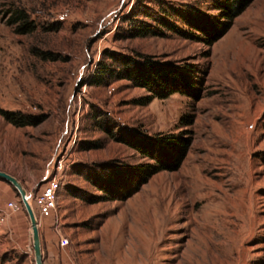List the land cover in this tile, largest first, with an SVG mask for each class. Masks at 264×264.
Segmentation results:
<instances>
[{
	"label": "rangeland",
	"instance_id": "obj_1",
	"mask_svg": "<svg viewBox=\"0 0 264 264\" xmlns=\"http://www.w3.org/2000/svg\"><path fill=\"white\" fill-rule=\"evenodd\" d=\"M215 2L0 0V170L30 195L44 264H264V0H253L212 45L167 29L123 37L124 17L143 3L215 15ZM19 9L33 31L11 23ZM172 20L187 29L179 15ZM107 49L175 64L185 91L141 104L151 92L128 79L91 85ZM95 108L116 134L151 153L157 136L189 139L180 166L153 174L127 198L97 199L104 193L93 169L153 159L101 129ZM1 110L34 123L14 125ZM53 176L58 209L41 218L34 197ZM0 208L8 211L0 264H36L26 207L1 178Z\"/></svg>",
	"mask_w": 264,
	"mask_h": 264
},
{
	"label": "trees",
	"instance_id": "obj_2",
	"mask_svg": "<svg viewBox=\"0 0 264 264\" xmlns=\"http://www.w3.org/2000/svg\"><path fill=\"white\" fill-rule=\"evenodd\" d=\"M155 1L158 0H154V3ZM252 1L216 0L214 9L218 13L215 15L207 14L201 10L182 13L178 12L179 10L177 9L171 11L169 7L165 8L164 6L160 10H155L143 3L139 7V12L137 11L138 13H134L136 12V7L132 13L124 17V21L128 22V26L124 31L123 37L165 36L167 35V29L184 37L212 45L230 29L234 19ZM136 14H142L145 19H151L154 23L136 17ZM174 15H179L188 30L172 20ZM11 23L18 25L17 31L19 33H27L34 29V25L23 9L15 11ZM104 57L108 60H101L98 63L89 82L91 85H103L110 83L112 80L128 79L135 86L143 87L151 92V95L141 104L152 101L154 97L163 99L175 92L185 91L182 85L186 84L187 76L175 64L156 61L150 56L142 54L132 55L110 49L105 50ZM1 112L14 125L26 126L34 123L28 115H21L15 111L1 110ZM105 115L106 113L101 109H94V117L97 119L101 129L118 141H125L129 145L137 147L133 141L126 140L123 135L116 134ZM148 142L153 149L152 153L150 150L145 151L141 147H137V149L145 151L144 153L151 156L153 162H146L123 169L116 166H101L99 169H93L95 170L94 176L97 175L98 178H95L96 184L104 193L98 196L97 199L115 200L131 196L153 174L161 170H173L179 167L190 145L189 139L185 141L184 139H177L175 136H157ZM89 147H97V145ZM120 174L126 177L123 185Z\"/></svg>",
	"mask_w": 264,
	"mask_h": 264
},
{
	"label": "built area",
	"instance_id": "obj_3",
	"mask_svg": "<svg viewBox=\"0 0 264 264\" xmlns=\"http://www.w3.org/2000/svg\"><path fill=\"white\" fill-rule=\"evenodd\" d=\"M61 189L60 180L57 177H51L44 184L39 193L34 197V205L37 208L41 218H49L54 216L58 209L59 191ZM9 209L15 210L18 204L13 201L7 203ZM7 209V208H6ZM8 211L0 208V231L6 222ZM67 239H62L61 244H67Z\"/></svg>",
	"mask_w": 264,
	"mask_h": 264
},
{
	"label": "water",
	"instance_id": "obj_4",
	"mask_svg": "<svg viewBox=\"0 0 264 264\" xmlns=\"http://www.w3.org/2000/svg\"><path fill=\"white\" fill-rule=\"evenodd\" d=\"M0 178L12 184L20 193L22 201L26 207L31 222L33 249H34L36 264H44L43 247H42V240L39 229V221L35 213V210L31 205L30 195L27 189L24 187L23 183L17 177L13 176L12 174L6 171L0 170Z\"/></svg>",
	"mask_w": 264,
	"mask_h": 264
},
{
	"label": "bare ground",
	"instance_id": "obj_5",
	"mask_svg": "<svg viewBox=\"0 0 264 264\" xmlns=\"http://www.w3.org/2000/svg\"><path fill=\"white\" fill-rule=\"evenodd\" d=\"M31 205H32V203H31ZM33 206V205H32Z\"/></svg>",
	"mask_w": 264,
	"mask_h": 264
}]
</instances>
